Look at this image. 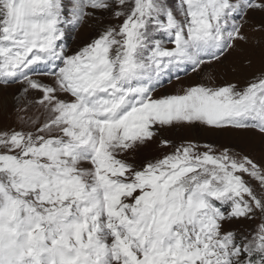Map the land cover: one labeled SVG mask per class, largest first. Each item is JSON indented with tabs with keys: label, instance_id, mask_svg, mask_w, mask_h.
Returning <instances> with one entry per match:
<instances>
[{
	"label": "snow or ice",
	"instance_id": "obj_1",
	"mask_svg": "<svg viewBox=\"0 0 264 264\" xmlns=\"http://www.w3.org/2000/svg\"><path fill=\"white\" fill-rule=\"evenodd\" d=\"M255 12L264 0H0V85L39 92L44 117L0 129V264H264V162L162 138L264 137V70L153 95L222 62Z\"/></svg>",
	"mask_w": 264,
	"mask_h": 264
},
{
	"label": "rangeland",
	"instance_id": "obj_2",
	"mask_svg": "<svg viewBox=\"0 0 264 264\" xmlns=\"http://www.w3.org/2000/svg\"><path fill=\"white\" fill-rule=\"evenodd\" d=\"M262 23H264V13H251L249 22L243 27V33L247 36V40L237 41L236 48L231 50L222 62L205 67L199 74L191 70H188L187 74L180 72L179 80L174 74L164 76L153 95L174 94L188 84L201 80L207 81L210 75L215 77L217 83L228 80L244 84L253 75L264 70V31L258 30ZM95 33V22L87 20L78 29L69 31L64 42L68 46V50L73 51L89 41ZM33 78L47 79L39 76ZM23 87L20 82L7 86L0 85V129L19 127L18 117L20 116L44 118L37 105L31 103L39 97V92L30 91L25 95ZM24 108L27 109L26 112L21 111ZM162 138L177 143L188 139L201 144L210 143L217 147L227 146L236 151H243L257 161L264 162V137L252 130L213 131L198 126L196 128L167 129L163 131ZM166 150L170 151L171 149ZM158 151V144L154 143L149 146L145 154H157Z\"/></svg>",
	"mask_w": 264,
	"mask_h": 264
}]
</instances>
